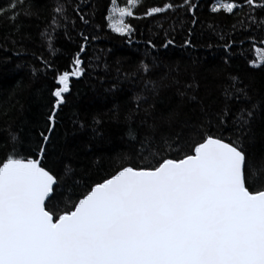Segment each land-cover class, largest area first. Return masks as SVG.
Instances as JSON below:
<instances>
[{
	"label": "snow or ice",
	"instance_id": "obj_1",
	"mask_svg": "<svg viewBox=\"0 0 264 264\" xmlns=\"http://www.w3.org/2000/svg\"><path fill=\"white\" fill-rule=\"evenodd\" d=\"M143 3L110 0L97 24L91 0H57L55 14L38 33L50 57L57 52L56 32L76 48L63 70L33 54L42 75L52 72V99L40 120L27 129L6 128L0 142L6 150L0 160V264H264V93L253 84V70L264 72V47L257 46L264 45V0H180L138 15ZM205 8L233 23L205 25L200 18ZM177 9L182 43L173 36L159 47L190 52L206 26L210 40L204 47L214 50L211 59L192 61L193 71L183 81L179 65L169 68L159 55L139 61L134 72L117 68L118 79L143 80L129 102L110 109L111 118L125 126L121 160L139 163H123L84 188L83 179L77 180L76 133L90 129L93 139H103V122L95 116L81 120L73 112L65 131L61 118L70 106L72 81L93 67L90 56L100 59L89 52L91 42L106 26L131 44L137 28L129 18ZM21 16L39 20L31 0H8L0 7V19L22 44L31 37L22 31ZM146 43L157 48L151 39ZM246 43L254 60L245 54ZM161 66L164 74L152 78ZM169 78L163 87L175 91L161 97ZM201 81L213 83L216 94L205 87L202 96Z\"/></svg>",
	"mask_w": 264,
	"mask_h": 264
},
{
	"label": "trees",
	"instance_id": "obj_2",
	"mask_svg": "<svg viewBox=\"0 0 264 264\" xmlns=\"http://www.w3.org/2000/svg\"><path fill=\"white\" fill-rule=\"evenodd\" d=\"M25 2L27 4L28 0ZM56 2L57 0H31V11L39 16V20L35 16L19 18L25 25L22 31L31 37L30 40H25L22 44L19 36L12 34L8 21L0 19V142L5 139L6 128L10 127L12 131H16L22 126L27 129L42 118V113L47 110V106L50 104L52 98L49 96V91L54 86L52 72H48L47 76L42 75L39 71L42 65L35 56L51 59L56 68L63 70L68 63L69 52L76 48L75 43L69 42L60 35V32H56L57 52L53 58L49 56L44 42L38 36V33L46 27L55 14L52 9ZM91 2L96 5V23L100 24L102 15H107L110 0H91ZM125 2L126 0H118L121 5ZM166 2L179 3L180 0H144L143 6L138 7L135 11L140 15L147 7L162 6ZM6 3L8 0H0V7ZM198 3L207 4L209 0H198ZM180 17V10L177 9L175 13L157 14L146 19L129 18L128 22L137 28L131 44L127 43L124 37L111 33L106 26L99 30L97 40L91 42L89 52L95 53L100 59L90 56L89 59H91L93 67L87 68L85 76L80 80L72 81V92L69 94L71 96L70 106L65 108L61 118L65 131L71 129L70 118H73V112H77L81 120L90 122L95 116L103 122L101 126L104 134L103 139L99 137L93 139L90 129L76 133V143L80 153L78 162L80 175L77 180L83 179L84 188L90 184L101 182L114 174L123 163H131L133 166L139 163L135 159L127 162L121 160L120 157L127 148L126 139H122L125 126L111 118L110 109L114 103L123 106L125 102H129L132 95L143 87V80L139 78L135 80L118 79L117 68L121 73L134 72L139 61L144 60L148 63L153 60L154 55H159L163 64L169 68L179 65L180 79L183 81L188 79L193 71L192 61L211 59L214 50L204 47L210 40L206 26L199 29L204 32V35L199 37L198 47L190 52L181 47L170 46L167 50L159 47L164 39L173 36L177 45L182 43L183 29L180 26ZM200 18L205 21V25L210 21H215L218 25L225 27L233 23L230 16L226 14L213 16L207 12L206 8L201 10ZM158 24H162V28L158 27ZM173 27L175 31H172ZM164 30H168L167 36H165ZM6 34H8L7 39H5ZM148 39L157 44L156 49L147 46ZM257 46L264 47L258 42ZM245 54L248 59H255L256 54L250 44H245ZM33 68L37 70L35 75L32 74ZM185 68H187V72H185ZM165 70V67L161 66L155 68L150 75L156 79L164 74ZM253 72L254 86L264 93V72L259 69H255ZM200 78V72L197 69V79ZM209 79L211 80L212 77L210 76ZM166 84H170V78L162 82L161 97L175 91L174 87H163ZM205 87L214 95L216 94L213 83L205 84L204 81H201L200 94L202 96L205 95ZM5 155L6 150L0 147V160ZM259 155L260 153L257 152V156ZM83 190L81 188L78 191Z\"/></svg>",
	"mask_w": 264,
	"mask_h": 264
}]
</instances>
